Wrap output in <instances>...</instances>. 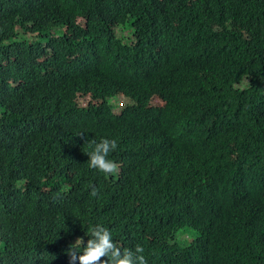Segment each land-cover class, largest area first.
I'll use <instances>...</instances> for the list:
<instances>
[{
    "label": "trees",
    "instance_id": "trees-1",
    "mask_svg": "<svg viewBox=\"0 0 264 264\" xmlns=\"http://www.w3.org/2000/svg\"><path fill=\"white\" fill-rule=\"evenodd\" d=\"M98 222L148 264H264V0H0V264H73Z\"/></svg>",
    "mask_w": 264,
    "mask_h": 264
},
{
    "label": "clouds",
    "instance_id": "clouds-1",
    "mask_svg": "<svg viewBox=\"0 0 264 264\" xmlns=\"http://www.w3.org/2000/svg\"><path fill=\"white\" fill-rule=\"evenodd\" d=\"M116 148L117 141L114 138L101 137L99 141H93L91 150L86 152L89 156L88 166L103 173L106 178L119 179L121 177L119 172L123 171L124 164L109 158V154ZM98 191V188L93 186L90 195L95 197ZM177 231L174 234V240L180 242ZM84 235L88 237L86 243L84 236H80L68 249L73 264L77 260L79 264H148L142 244L137 243L134 247L120 246L119 242L114 239L110 228L103 223L90 224ZM187 241L180 243L187 244ZM80 248L82 251L78 250ZM101 257H106V259L101 260Z\"/></svg>",
    "mask_w": 264,
    "mask_h": 264
},
{
    "label": "rangeland",
    "instance_id": "rangeland-1",
    "mask_svg": "<svg viewBox=\"0 0 264 264\" xmlns=\"http://www.w3.org/2000/svg\"><path fill=\"white\" fill-rule=\"evenodd\" d=\"M177 234L179 241L181 243H186V241L189 240V238H191L194 234H196V231L193 230L192 228H181L177 231Z\"/></svg>",
    "mask_w": 264,
    "mask_h": 264
}]
</instances>
